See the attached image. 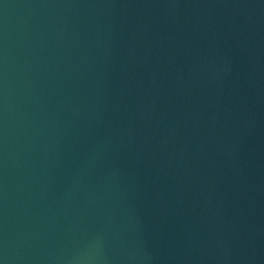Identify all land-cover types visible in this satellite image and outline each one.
<instances>
[{
  "label": "water",
  "instance_id": "95a60500",
  "mask_svg": "<svg viewBox=\"0 0 264 264\" xmlns=\"http://www.w3.org/2000/svg\"><path fill=\"white\" fill-rule=\"evenodd\" d=\"M0 264H264V0H0Z\"/></svg>",
  "mask_w": 264,
  "mask_h": 264
}]
</instances>
